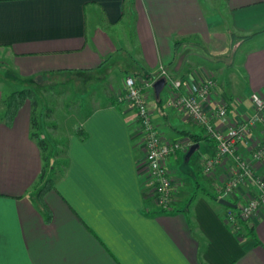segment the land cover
<instances>
[{"label": "crops", "instance_id": "obj_1", "mask_svg": "<svg viewBox=\"0 0 264 264\" xmlns=\"http://www.w3.org/2000/svg\"><path fill=\"white\" fill-rule=\"evenodd\" d=\"M227 27L252 36L231 40ZM196 48L202 54L186 52ZM121 49L140 66L138 81L163 67L183 86L213 78L202 107L211 112L225 103L226 121L213 124L231 125L252 113L250 93L264 95V0H0V61L12 69L11 82L86 77ZM7 80L0 77V264H264V204L234 230L224 223L223 206L200 193L216 194L233 160L203 171L214 144L182 133L204 135L185 113L165 106L168 82L161 105L146 92L153 120L165 140L195 146L187 152L195 154L191 166L182 165L186 150L166 161L173 181L169 209L154 203L142 173L134 109L128 102L102 103L64 131L67 164L43 194L51 214L46 221L35 203L42 158L31 136V105L25 102L12 124L4 123L3 99L16 90ZM259 133L253 128L246 139ZM238 148L251 158L249 147ZM251 164L264 178V159ZM254 192L246 182L227 200L235 205Z\"/></svg>", "mask_w": 264, "mask_h": 264}, {"label": "built area", "instance_id": "obj_2", "mask_svg": "<svg viewBox=\"0 0 264 264\" xmlns=\"http://www.w3.org/2000/svg\"><path fill=\"white\" fill-rule=\"evenodd\" d=\"M162 69V68H161ZM160 69V70H161ZM163 76L170 84L169 96L165 106L189 116L194 125L200 127L204 135L214 142V154L203 161V171L211 172L226 157L233 160V170L225 183L216 192L218 199L227 200L246 182L253 186L255 192L229 207L223 216L224 223L237 229L238 222L250 220L261 204H264V178L253 172L251 160L264 159V95L252 92L249 100L252 113L248 118L217 127L214 120L226 121V105L221 103L215 111L205 112L202 103L211 95L215 82L211 77H198L183 86L181 79H172L164 71L151 79L136 80L125 77L124 95L120 102H128L134 109L136 121L143 137V169L149 181L151 197L154 203L167 210L170 207L172 177L166 168V161L171 156L189 148V142L165 140L158 130L146 102V92L153 88L155 80ZM259 127L260 137L246 139L251 129ZM249 147L250 159L244 158L239 146Z\"/></svg>", "mask_w": 264, "mask_h": 264}, {"label": "rangeland", "instance_id": "obj_3", "mask_svg": "<svg viewBox=\"0 0 264 264\" xmlns=\"http://www.w3.org/2000/svg\"><path fill=\"white\" fill-rule=\"evenodd\" d=\"M186 52L195 54L201 51L196 48L191 50L187 49ZM206 57L209 56L206 54ZM222 59L229 61L228 58L223 57ZM237 60L238 57L235 58L236 63ZM196 61H198V58H196ZM108 62L101 70L88 73L86 77L81 76V74L77 76L69 73L67 75L58 74L52 77H43V79H36L34 77L18 79L16 77L17 79L13 78L11 82L9 74L12 73V69L10 70L8 66L3 65L4 63L0 61V77L8 79L7 82L11 87H14L13 89L30 87L38 95L36 113L38 115L39 127L36 131L47 141L50 158L55 151H58V157L56 159H50V168L53 161L58 163L59 160H64L63 143H60L62 142L64 131L78 123L88 109L101 105L102 103H109V99L111 98L114 99L116 97L117 100L118 98H123L124 87L122 84L125 77L130 78L134 77L135 74L141 73L137 61L130 60L126 49H121ZM134 71H137V73H134ZM162 71L169 75L167 69L163 67L157 72L153 71L148 78L152 76L156 77ZM160 78L164 77L160 76L156 80ZM166 90L167 86L165 84L159 93L161 99L165 97ZM150 93L154 96L153 90ZM186 118L193 124L187 114ZM185 150L182 165L184 167L187 165L191 166V161L195 154L188 155V150ZM194 176L196 178V173Z\"/></svg>", "mask_w": 264, "mask_h": 264}, {"label": "trees", "instance_id": "obj_4", "mask_svg": "<svg viewBox=\"0 0 264 264\" xmlns=\"http://www.w3.org/2000/svg\"><path fill=\"white\" fill-rule=\"evenodd\" d=\"M227 34L231 40L238 37L240 42L246 41L247 39H249L252 36V35L236 36L237 34L234 33V31H232V29L230 27H227ZM36 79H38V78H36ZM152 90H153V88L151 89V91ZM153 98H154L155 104L157 106L161 105L162 99H161L160 95L156 96L154 94ZM37 99H38L37 93L30 87L16 89V90H13L12 92H10L9 94H6V96L3 99L4 109H3L2 120L4 121L5 124L11 125L16 114H17V112H18V110L21 108V106L25 102L29 101V103L31 105V116H30V124H31V128H32L31 136L35 139V141H36L35 144L38 145V147L41 151V158H42V170H41V173L39 176V180H40L41 185L35 194V203L39 207L40 211L42 212L45 220L49 221L50 220L49 217H51V214H50V211H49L47 205L43 201V194L47 191L48 188L53 187L54 177L56 175L61 174L64 171L67 163H66L65 159L59 160L58 163H55L53 161L51 168L49 167V165L51 163L50 159H54V158L56 159V157H58L57 156L58 151H55L52 154L53 156H51V158H50V156L48 154V152H49L48 148L49 147H48L47 141L44 138H42L39 135V133L36 131V129H38V127H39L38 126V119H37L38 115L36 113L37 104H38ZM109 103L115 104V103H120V101L117 100L115 97L114 99H112V98L109 99ZM182 133L187 135V137L192 139L195 143H197L198 140H203V139L211 140L208 136L206 137L205 135L198 136L200 134L194 135V134H190L187 132H182ZM81 137L84 138L85 136L82 135ZM213 144H214V142H213ZM189 148H190V146H189ZM63 153H64V150H63ZM200 193L202 195H204L209 201L216 203V204H219L218 203L219 199L217 198L216 194H214V193H212L206 189H201ZM195 194H193L191 196V198L189 199L190 203H192L194 201V199L196 197ZM219 205L223 206V208L225 209L224 211H226L229 208V206H224L221 204H219ZM242 223L243 222L240 221V222H238V224H236L238 230L241 228Z\"/></svg>", "mask_w": 264, "mask_h": 264}, {"label": "water", "instance_id": "obj_5", "mask_svg": "<svg viewBox=\"0 0 264 264\" xmlns=\"http://www.w3.org/2000/svg\"><path fill=\"white\" fill-rule=\"evenodd\" d=\"M164 85H165V79L164 78H160V79H158V80H156L154 82L153 91H154V94L156 96L159 95V93L161 92V90L164 87ZM193 149H195V146H191L187 150H188L189 153H191L193 151ZM218 203L221 204V205H224V206L234 207V205L232 203H230V202H228L227 200H224V199H219Z\"/></svg>", "mask_w": 264, "mask_h": 264}]
</instances>
